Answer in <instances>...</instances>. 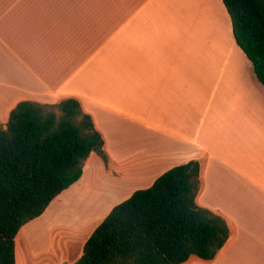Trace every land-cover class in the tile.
<instances>
[{"label":"crops","instance_id":"crops-1","mask_svg":"<svg viewBox=\"0 0 264 264\" xmlns=\"http://www.w3.org/2000/svg\"><path fill=\"white\" fill-rule=\"evenodd\" d=\"M65 97L91 116L108 162L91 153L36 218L50 225L64 193L101 187L106 199L87 202L93 227L60 264L80 256L115 204L190 160L199 162L196 203L230 229L212 259L193 257L264 264V86L221 0H0L1 126L21 100ZM56 249L43 252L51 260Z\"/></svg>","mask_w":264,"mask_h":264},{"label":"trees","instance_id":"trees-1","mask_svg":"<svg viewBox=\"0 0 264 264\" xmlns=\"http://www.w3.org/2000/svg\"><path fill=\"white\" fill-rule=\"evenodd\" d=\"M237 45L264 86V0H221ZM91 153L108 162L104 139L74 97L21 100L0 124V264H16V237L82 175ZM199 162L170 167L134 190L94 227L71 264H181L212 259L229 237L226 220L200 206Z\"/></svg>","mask_w":264,"mask_h":264},{"label":"rangeland","instance_id":"rangeland-1","mask_svg":"<svg viewBox=\"0 0 264 264\" xmlns=\"http://www.w3.org/2000/svg\"><path fill=\"white\" fill-rule=\"evenodd\" d=\"M91 187L89 195L78 194L76 189H72L60 196L52 205L48 217L52 224L49 225L46 216H44L40 217V219H34L32 223L29 222L30 225L28 224L21 228L17 235L16 243L18 242V250L23 259L22 264H48L49 262L52 264H60L62 257L75 256L74 250L78 247V243L83 238V235L93 227L96 221L94 217L96 214L93 216L92 213L94 212L87 208V202L89 200L99 201L106 199L101 194V187L98 183L92 184ZM78 211L82 212V214L77 213ZM102 213L97 214V216L99 215L100 217ZM88 216L89 218L87 219ZM85 229L87 230L83 232ZM27 238L29 239L27 240ZM21 240L22 242L20 243L19 241ZM47 243H51L52 245ZM50 246L55 249L57 248L54 254L55 256L51 260L43 252L45 247L50 248ZM190 258V260L188 259L183 264H204L202 262H205L197 261L193 256ZM24 259L25 262L23 263ZM62 264H67V261H64Z\"/></svg>","mask_w":264,"mask_h":264},{"label":"bare ground","instance_id":"bare-ground-1","mask_svg":"<svg viewBox=\"0 0 264 264\" xmlns=\"http://www.w3.org/2000/svg\"><path fill=\"white\" fill-rule=\"evenodd\" d=\"M80 212V211H79ZM31 229V228H30ZM29 229V230H30ZM35 231V230H34ZM31 232V231H30ZM42 233V232H41ZM28 236V235H27ZM24 238V237H23ZM29 238H27V240H28ZM31 241V240H30ZM20 243L22 242V240L21 241H19ZM33 242V241H32ZM26 243H27V241H26ZM58 246V245H57ZM18 256H19V261H22L23 259L21 258V254H20V251H19V253H18Z\"/></svg>","mask_w":264,"mask_h":264}]
</instances>
